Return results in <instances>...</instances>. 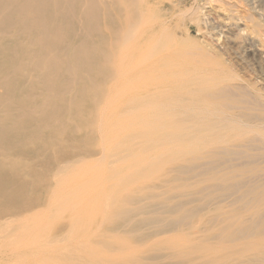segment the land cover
<instances>
[{
    "label": "bare ground",
    "instance_id": "bare-ground-1",
    "mask_svg": "<svg viewBox=\"0 0 264 264\" xmlns=\"http://www.w3.org/2000/svg\"><path fill=\"white\" fill-rule=\"evenodd\" d=\"M187 5L0 0V264H264V99Z\"/></svg>",
    "mask_w": 264,
    "mask_h": 264
},
{
    "label": "rangeland",
    "instance_id": "rangeland-1",
    "mask_svg": "<svg viewBox=\"0 0 264 264\" xmlns=\"http://www.w3.org/2000/svg\"><path fill=\"white\" fill-rule=\"evenodd\" d=\"M186 2L190 11L192 9L195 11L197 8H200L199 11L206 12L205 21L208 22L209 26L208 30H206L205 26L202 27L199 33L195 27L190 28L188 36L189 39L192 40L191 43L187 45L188 49L192 51H202L207 58L226 67L235 78L237 77L238 80H233L231 83L239 84L242 96L248 97L254 102L253 98L256 96L255 93H260L262 97L258 94L259 99L263 100L264 0H186ZM227 15H232L234 19L237 17L239 20L237 21L236 19V25L234 27L223 30V28L219 26L222 23V19L228 17ZM236 81L238 83H236ZM226 204L229 205L228 203ZM229 207L230 206H227V208ZM26 215L30 216V213ZM37 219H39V223L33 224V229H38L45 220L49 221V224L52 226H56L62 222L61 218L50 217V213L47 209H45L42 215ZM80 242H82V239L72 242L66 240L58 245L61 247L67 245L71 246ZM209 242L208 244H203L196 240L187 241L188 248L190 247L192 249L191 252H193V254L198 253L197 251L201 252L198 253L200 254L199 256L196 254L199 260L206 255V252L213 249L211 248L213 244L216 245L214 248L218 245L215 241H212L213 243ZM194 244L199 248H194ZM201 244L202 246H200ZM231 245L234 247V244ZM190 248L188 249L189 252ZM154 253H160V251L156 250ZM49 264L66 263L61 259H57V261H53Z\"/></svg>",
    "mask_w": 264,
    "mask_h": 264
}]
</instances>
